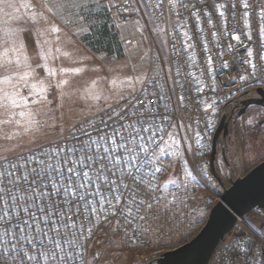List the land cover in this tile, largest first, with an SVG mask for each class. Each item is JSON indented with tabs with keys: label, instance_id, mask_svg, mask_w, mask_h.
<instances>
[{
	"label": "rangeland",
	"instance_id": "374dc122",
	"mask_svg": "<svg viewBox=\"0 0 264 264\" xmlns=\"http://www.w3.org/2000/svg\"><path fill=\"white\" fill-rule=\"evenodd\" d=\"M52 3L7 0L11 4L7 7L0 0V155L41 142L80 122L128 95L136 77H149L168 67L166 36L149 23L139 0H134L136 11H141L132 24L129 46L106 15L111 2L65 0L59 11ZM104 23L117 35L121 52L95 44L97 29ZM77 68L79 72L73 71ZM141 86L134 83L136 89ZM248 123L235 138L227 162L222 157L219 161L226 184L264 159V125ZM174 132L179 141L177 154L163 159L166 171L160 185L179 178L188 185L186 193L174 192L177 201L170 204L172 211L166 213L160 205L155 215L143 221L140 235L128 231L109 235L94 264H147L155 254L191 239L205 223L218 200L220 184L213 172H201L206 182L199 177L184 132L180 127ZM182 170H192L197 180ZM245 219L261 223L254 216Z\"/></svg>",
	"mask_w": 264,
	"mask_h": 264
},
{
	"label": "snow or ice",
	"instance_id": "6c2138e0",
	"mask_svg": "<svg viewBox=\"0 0 264 264\" xmlns=\"http://www.w3.org/2000/svg\"><path fill=\"white\" fill-rule=\"evenodd\" d=\"M3 2L11 7L7 0ZM162 2L139 0L151 25L156 24L155 9ZM52 7L59 11L65 0H56ZM218 7L224 9L225 5ZM232 7L235 9V3ZM258 7L259 35L264 37V3ZM243 8L244 17H249L252 6L248 0ZM180 10L190 11L187 3H181ZM158 30L164 32L163 27ZM248 37L251 39L250 33ZM248 55L252 56L251 49ZM207 61L212 63L210 55ZM248 64L255 72L254 60ZM167 74L171 76L170 69ZM136 82L142 85L139 90L134 87ZM158 84L159 80L154 83L152 78L136 77L129 84L128 95H121L115 106L107 105L100 113L84 117L67 134L25 152L0 155V264H86L85 246L93 225L108 222L110 217L143 222L162 204L166 213L172 211L170 204L177 201L174 192L186 193L188 185L179 178L169 179L163 186L158 181V174L166 171L160 162L176 155L179 146L176 133L169 131L175 125L168 115L166 93ZM179 99L183 105L184 96ZM196 137L202 149L205 137L200 132ZM182 172L197 180L192 170ZM138 230L142 231L139 226ZM229 264H237L235 257L229 258Z\"/></svg>",
	"mask_w": 264,
	"mask_h": 264
},
{
	"label": "built area",
	"instance_id": "2783aa9c",
	"mask_svg": "<svg viewBox=\"0 0 264 264\" xmlns=\"http://www.w3.org/2000/svg\"><path fill=\"white\" fill-rule=\"evenodd\" d=\"M106 1L111 2L106 15L114 25L115 32L125 36L127 45L132 43L131 28L138 17L134 0ZM243 2L244 0H203L202 3H198L197 0H191L189 3V0H163L159 8L155 9L154 26L157 30L163 27L166 36L168 67L165 71L152 73L149 78H152L154 83L159 80L157 87L162 93H166L168 115L175 125V128L169 131L174 132L179 127L182 129L189 142L193 168L201 179H203L202 171L212 174L213 138L223 114L224 104L236 100L246 92L256 94L258 87L264 89V62H262L264 37L259 35L258 7L264 0H248L252 12L247 18L243 15L245 11ZM153 3L155 4L156 0H153ZM181 3H187L190 11L181 12ZM233 3L235 9L232 7ZM220 4H224L225 8L220 9L218 7ZM193 5L196 7L194 8ZM221 11L225 13L223 17L220 15ZM233 11L236 13L235 17ZM206 13L210 14V17L205 15ZM198 14L199 19H197ZM225 21H227L226 26ZM184 32L188 35L184 36ZM233 33L239 35L240 39H234ZM249 33L251 39L248 37ZM249 49L252 50L251 57L248 55ZM209 55L212 57L211 64L207 61ZM249 60H254L257 66L255 72L249 66ZM169 69L170 77L167 74ZM177 70L179 75L176 74ZM241 76L247 79H240ZM181 95L184 96L183 105L179 99ZM115 104L116 102L111 105L115 106ZM207 104H212L213 108H207ZM100 110L94 113H100ZM78 124L79 122L73 125L78 126ZM71 126L41 142L21 147L7 155L25 152L34 149L38 144L54 141L67 134ZM197 132L205 137L202 149L196 142ZM160 166L164 167L163 160ZM161 174L162 172L158 174L159 183ZM203 180L206 182L205 179ZM149 216L151 214L147 215L146 219ZM245 218L246 216L240 217L235 225V230H243L245 234L227 235L217 246L209 264H229L230 257H235L237 264H264V220L259 227L247 222ZM142 223H127L122 217H110L108 222H102L98 226L93 225V233L87 239L85 246L86 264H94V261L100 260L108 244L109 235L112 237L119 232L128 231L138 236L141 231L138 230V226L141 229ZM160 254L152 256L147 264H158L157 257Z\"/></svg>",
	"mask_w": 264,
	"mask_h": 264
},
{
	"label": "water",
	"instance_id": "95a60500",
	"mask_svg": "<svg viewBox=\"0 0 264 264\" xmlns=\"http://www.w3.org/2000/svg\"><path fill=\"white\" fill-rule=\"evenodd\" d=\"M256 94L243 100V103L257 104L264 109V89L258 87ZM229 119H226L223 112L213 138L211 169L221 187L218 200L211 206L208 217L197 234L188 241L163 251L157 257L158 264H209L217 246L227 235L245 234L243 230H235L240 217L246 216L255 208L264 210V159L246 173L233 178L229 184L224 182L216 168L217 140L222 128L227 127ZM258 226L261 227L262 222Z\"/></svg>",
	"mask_w": 264,
	"mask_h": 264
},
{
	"label": "flooded vegetation",
	"instance_id": "af4514ba",
	"mask_svg": "<svg viewBox=\"0 0 264 264\" xmlns=\"http://www.w3.org/2000/svg\"><path fill=\"white\" fill-rule=\"evenodd\" d=\"M254 92L236 98L235 101H228L223 106L225 117L230 118L227 121V127H223L217 140V160L224 158L227 162L228 153L238 137L239 132L246 130V124L251 120L257 125H264V109L257 104H244L243 100L250 96H255ZM252 124V123H251ZM218 126V125H217ZM216 126V129H217ZM215 129V131H216ZM222 157V158H221Z\"/></svg>",
	"mask_w": 264,
	"mask_h": 264
},
{
	"label": "trees",
	"instance_id": "16d2710c",
	"mask_svg": "<svg viewBox=\"0 0 264 264\" xmlns=\"http://www.w3.org/2000/svg\"><path fill=\"white\" fill-rule=\"evenodd\" d=\"M102 26L97 29V33H98L97 35L99 38L95 41V44H98L101 47L105 46L108 49L116 47V48H118V51L121 52L120 51L121 45H120V41L118 40L117 35L115 33H113L111 31V29L109 27H107V25L105 23L102 24ZM220 167H221L220 162L216 158V168L218 171H220ZM153 213H152V215H153ZM154 215H155V213H154ZM247 216H250V217L254 216V218H256V219L258 218L257 220L259 221L258 222V224H259L260 222H262L264 220V210L255 208L253 211L248 213L246 215V217Z\"/></svg>",
	"mask_w": 264,
	"mask_h": 264
}]
</instances>
